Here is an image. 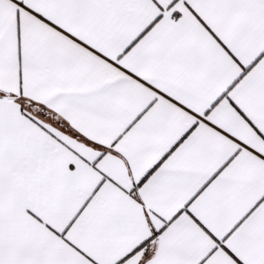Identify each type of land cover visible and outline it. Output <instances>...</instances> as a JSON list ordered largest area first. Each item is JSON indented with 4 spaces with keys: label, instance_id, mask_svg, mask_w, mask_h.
Segmentation results:
<instances>
[{
    "label": "snow or ice",
    "instance_id": "obj_1",
    "mask_svg": "<svg viewBox=\"0 0 264 264\" xmlns=\"http://www.w3.org/2000/svg\"><path fill=\"white\" fill-rule=\"evenodd\" d=\"M0 264H264V0H0Z\"/></svg>",
    "mask_w": 264,
    "mask_h": 264
}]
</instances>
